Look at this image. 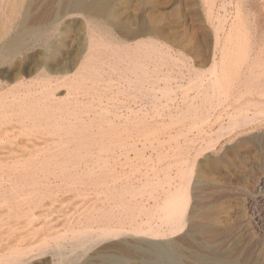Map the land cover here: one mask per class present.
<instances>
[{
	"label": "rangeland",
	"instance_id": "obj_1",
	"mask_svg": "<svg viewBox=\"0 0 264 264\" xmlns=\"http://www.w3.org/2000/svg\"><path fill=\"white\" fill-rule=\"evenodd\" d=\"M105 2L109 6L107 13L97 16L89 13L87 15L83 11L68 12L51 21L49 19L52 17L51 8L45 5L44 0H0V48L5 38L10 37L17 29L24 30L25 37H39L26 55L18 54L8 62L6 60L0 63V95H5L7 99L11 98V92L9 93L8 90L16 86V83L19 85L21 67L28 70L22 75L26 85L32 81L41 80L40 73L44 72L42 61L45 59V53L51 51L46 40L40 38L43 36L49 37L47 40L55 45V57L63 62H70L71 68L66 73L67 76L78 74L82 69L80 67L84 65L83 72L88 78L86 80L88 83L83 89L86 90L84 92L81 90L83 93L80 96V108L89 106L86 107L87 111L82 113V119L79 120L81 122L77 121L74 125L67 123L62 133L41 129L42 133L38 132L39 135L37 133L27 135L25 130L20 128L21 123H15L17 130L11 128L4 131V127L0 126V257H7L16 251H25L26 254L20 264H109L102 260L100 255L121 252L122 258L115 264H150L143 260L145 257L141 250L146 249L148 242L161 244L167 239L124 235L89 243L86 248L71 246L69 248L68 244H62V258L57 255L54 240L70 230L81 229L85 225L96 228L105 223L108 216L104 215L113 208L112 205L116 204V200L129 199L128 191L139 187L145 180L153 178L155 173L161 177V172L158 170L164 161L160 162L158 156L164 153L169 145L166 143L164 148L158 145V141L172 135L176 140H172L170 145H175V142L179 140L177 142L184 145L181 146V151L188 150L186 147L188 143L195 149L204 141L203 136L213 134L220 123L226 124L229 117L227 112L230 115L243 106L242 102L245 100L240 93L244 91L247 83L256 94H253L251 99H255L258 108H264V0H105ZM28 3H30L31 12L35 13L33 15L35 18L31 22L21 24V13ZM222 18H225L224 30L219 31L220 33L217 34L219 37H215V31ZM229 25H232L231 27L234 25L235 29L232 38L227 36ZM41 28L44 35L40 32ZM101 29L103 32L100 31ZM246 33L249 34H247L248 37ZM231 41L235 45H230ZM92 42L98 44V51L89 49V43ZM225 47L227 49L224 50ZM227 50L230 52L228 53ZM237 52L240 53L238 56ZM232 54L235 56L233 57ZM245 55L248 56L250 63L255 65L256 72L248 74L249 77L241 71L246 61ZM224 56L228 59L223 65L227 80L226 94L220 98H210L213 103L217 101V107L214 108V104L211 107V111L214 109L212 111L214 115L211 123L204 125L205 133L197 135L198 132L195 129L190 131L188 127L189 120L196 110L199 111V108L189 106L190 111L182 122L178 121L181 118L179 111L183 108V101L193 100L200 103L202 96L197 95L195 88L189 89L185 95L182 92L184 88L182 89L181 86L186 87L190 82L196 81L206 74L212 65L221 68ZM258 69L261 75L258 74ZM231 71L233 73L230 74ZM59 74L63 73H56V75ZM139 83L149 86L148 91H140L137 88ZM227 83H231V87ZM55 85L52 88L53 92L55 91L57 97H60L59 100H63L66 97V87L60 84ZM150 87L155 89L152 91L157 96L152 94ZM165 87L174 91L173 100H166L161 94V89H166ZM151 94L152 96L148 97ZM93 96L95 98L92 100ZM97 96L101 98V105L88 103L89 101L97 102L96 98H99ZM151 102L156 105L152 106ZM186 107L184 105V109ZM158 108L159 112H157ZM103 109L108 110L106 115L101 113ZM16 117L21 119L20 115ZM214 117L219 120L216 121ZM51 119L50 114L49 121L46 120L42 124L50 128L53 122L50 121ZM26 123L29 124V122ZM71 129L76 132H72ZM237 131L233 136H227V134L222 136L220 142L206 154V157L199 156L202 177L199 182V195H197L198 197L202 195L207 201L217 197L218 216H229L231 224L236 226L235 231L240 227L246 230L253 241H257L259 245L258 248H254V255H260L264 246V152L260 150L259 144L264 138V126L253 130L250 133V139H246L241 132ZM178 133L179 136L175 135ZM73 135L75 138L72 137ZM127 143L130 148L127 157L120 149L117 150L118 147L113 148L118 157L106 163L103 160L94 162L92 158L86 156L100 150H109L113 145ZM80 156H84V162L77 163L76 159ZM47 157H54L55 161L44 160ZM29 159L32 160L25 162ZM250 161H253L255 165ZM109 181L110 183L106 184ZM105 186L112 189L110 195L108 194L107 197L103 193L98 195L97 192L105 189ZM137 202L138 205L153 204V200L146 196L139 198ZM133 212L136 211L130 209L129 213ZM118 213L116 219L115 217L112 219V224L117 223ZM129 213L127 217L120 215L119 220L125 219L123 222L129 224L134 219L130 220ZM140 216H136L135 220H144V215ZM259 218H262V222ZM233 219H237L235 224ZM257 221L260 223H256ZM126 240L131 245L122 246L121 244ZM181 250L188 253L192 249L190 246L182 245ZM213 252L227 259L236 258V250L232 247L230 240L214 246ZM257 259L263 258L258 256ZM189 262L188 258L178 261L179 264H193V261ZM163 264L168 262L163 261Z\"/></svg>",
	"mask_w": 264,
	"mask_h": 264
},
{
	"label": "bare ground",
	"instance_id": "obj_2",
	"mask_svg": "<svg viewBox=\"0 0 264 264\" xmlns=\"http://www.w3.org/2000/svg\"><path fill=\"white\" fill-rule=\"evenodd\" d=\"M44 2H45L46 6L51 8L50 14L52 17L49 15L51 17V18H49L51 21L53 19H55L56 17L63 15V14H66L68 12L83 11V12H86V14L89 13V14L98 16L101 13H104V12L107 13L106 11L109 10V6H108L107 2H105V0H44ZM5 3H6V1H5ZM17 3H18V1H17ZM15 5H17V4L15 3ZM22 9H23V7H22ZM30 9H31L30 3H28V5L24 8L23 12L21 13V20H20L21 24L31 22L35 18V17H33V15L35 13L33 14V12H31ZM208 10H209V8H208ZM14 12H16V11H14ZM47 12H49V11H47ZM80 14H82V13H80ZM69 15H71V14H69ZM73 15H76V14H73ZM82 15L84 16V14H82ZM18 17H20V16H18ZM110 18H111V16H110ZM60 19H61V17H60ZM224 19L222 18V21H220L218 29L217 30L215 29L216 30L215 31L216 32L215 37L218 36L217 34L220 33L219 31L224 30V27H223V22L225 21ZM219 20H221V19L219 18ZM105 21L107 22V20H105ZM57 23H59V22L57 21ZM217 23L218 22H216V24ZM52 24L51 25L54 26V23H52ZM55 25H56V23H55ZM234 25H233V27H234ZM231 26L227 32V36L232 38V33H233V30H235V29ZM34 27H36V26H34ZM46 29H47V27H46ZM46 29H45V31H47ZM141 29H140V32H141ZM28 31H29V29H28ZM42 31L43 30L41 28L40 32L43 34L44 32H42ZM100 31H102V29ZM237 31H239V30H237ZM122 32H124V31H122ZM51 33H52V31H51ZM93 33L97 34L96 32H93ZM129 33H130V31H129ZM26 34H28V33H26ZM235 34H237V33H235ZM247 34L248 33H246V36H247ZM24 35H25L24 30L17 29L10 37L5 38V41L1 43L2 46L0 48V63L5 62L6 60L8 62L10 59H12L13 57H15L18 54H23V56L26 55V52L32 46H34L36 44L37 39L39 38L38 36L37 37H33V36L32 37H30V36L25 37ZM38 35H39V33H38ZM97 36H98V34H97ZM101 36H104V35L101 34ZM40 38L43 39L44 41L46 40V42L51 47V51L50 52L47 51L45 53V59L42 61L43 65H44V72H43V74H41L39 72L40 76H41V80L40 81L38 80V82L32 81V82L28 83V85H26V82L22 78V75L24 73H27L28 70L25 67H21L20 73H19V77H20L21 81H20L19 85H17V83H16V86L11 87L8 90L9 93L11 92V94H10V95H12L11 98L7 99L8 97H5V95H2V94L0 95V126L4 127V131H7L8 129H11V128H14L13 130H15V129L17 130V127H16L17 124L21 123L20 128L24 129L26 132L25 134H27V135H32L35 133L38 134V132H41V129H45V130L49 129V131H52V132H54L56 130L58 133L59 132L62 133L65 131V129H63V128L67 123L70 125H74V123H76L77 121L82 119V115H83L82 113L87 111L86 107H89V106H85L84 108H80V105H81L80 96L86 90V89L83 90L85 87V84L88 83V81H86L88 78L86 77L85 72H83L84 71L83 70L84 65H82L80 67L82 69H80L78 74L75 72L76 73L75 75L67 76L66 73L69 72V70L71 68L70 62H68V63L63 62L60 58L55 57V55H54L55 45L53 44V42H51V41L49 42L47 40L49 37H43L42 36ZM112 39H115V38L112 37ZM120 41H119V43H120ZM103 42H105V41H103ZM242 42H244L243 39H242ZM242 42H240V43L243 44ZM123 43H124V41H123ZM232 43H233V41H231L230 45ZM89 44H90V46H89L90 50H92V51H98L99 50V46L97 43L92 42ZM37 45H38V43H37ZM232 45H235V44H232ZM240 45H239V47H240ZM140 47H141V45H140ZM250 47H251V45H250ZM115 48H116V46H115ZM229 48H232V47H229ZM252 48H253V46H252ZM225 49H227V48L225 47L224 50ZM227 51H228V53L230 52L229 50H227ZM236 51H238V50L236 49ZM99 52H101V51H99ZM238 53L239 52H237V56H238ZM249 53H250V49H249ZM245 54H246V51H245ZM250 55H252V54H250ZM226 56H227V54H226ZM226 56H224V59L221 63V68H218V66L216 67V65H212L211 68L208 70V72L206 74L200 76L199 78L197 77L198 79L196 78L197 79L196 81L194 80V82H190L189 85H187L186 87L181 86L182 89L184 88V90L182 91L184 94L189 89L195 88V90L197 91L196 92L197 95L202 96V102H200V103H196L193 100L183 101L182 102L183 108H181L179 111L180 112L179 116H181V118L178 121L182 122V120L186 119V116H187L188 112L190 111L189 106H194L195 109L199 108V111L196 110V112L194 113V116L189 120V127L187 125V127L189 128L190 131L192 129H195V131L198 132L197 135L204 132V130H203L204 125H206V124L209 125V123H211V118L214 115V114L212 115V113H213L212 111L214 109H212V111H211V107H213L212 105L214 104V108H215V106L217 107V104H218L217 101H216V103H213L212 100H210V98L211 97L220 98L226 94L227 86L225 87V82L227 80L225 77V73H226L225 69H224L225 67L223 66L226 63V60H228L226 58ZM232 56H233V54H232ZM60 57H61V55H60ZM63 57H64V55H63ZM233 57H231V58H233ZM242 57H243V55H242ZM245 57H246V61H245V64L243 66V69H241V71L243 72V74L245 76L249 77L248 74H252L253 72H256L254 70L255 65L254 64L252 65V63H250L251 61L248 60L247 55H245ZM212 60H213V58H212ZM240 60H241V58H240ZM252 60H254V59H252ZM232 61H233V59H232ZM213 63H215V62L213 61ZM219 64H220V62H219ZM236 64L238 65L237 62H236ZM256 66H257V64H256ZM231 67H233V66H231ZM56 73L57 74L63 73V74L56 75ZM231 73H233V72L231 71L230 74ZM236 73H238V72H236ZM95 74H97V73H95ZM234 74H235V72H234ZM243 74H241V75H243ZM258 74H259V69H258ZM259 75H261V74H259ZM93 76L97 77L95 75H93ZM229 78H230V76H229ZM92 79H94V78H92ZM230 79H228V81ZM32 80H34V79H32ZM89 80H90V78H89ZM98 80H100V79H98ZM95 81H97V80H95ZM136 83H134V84H136ZM256 83L257 82H255V84ZM55 84H57V85L60 84V86L66 87V97L63 100H61V99L59 100L60 97L58 98L57 95L54 93L55 91L53 92L52 88H53V85H55ZM95 84H97V83H95ZM229 84L231 87V83H229ZM24 86L26 88H24V89L21 88ZM127 86H128L127 88L129 89V84ZM256 86H258V85L256 84ZM244 87H245V89L243 88L244 91L239 90V91H241L240 96L241 97L244 96L243 100H245V101L242 102L243 106L240 107L241 106L240 105L239 106L240 109L234 110L236 112L231 113L230 115L227 112V115L229 117H227L228 121L226 122V124L224 125V124L220 123L218 129L213 134L211 133V134L207 135L206 137L203 136L204 141L202 140L203 142L200 143L199 146H197L195 149L193 146H191V144L188 143L186 145V147H188V150H184V151L182 150L181 151L180 148L183 144L180 145V143L177 142L179 140H177L175 142V145H170L172 140H176L175 136H172V135L168 136L166 139L164 138L163 140L158 141V145L160 144L164 148H165L166 143H168V145H169V147L166 148V150L163 149V150H165L164 153H161L158 156L160 162L164 161V164H162V166L158 170L159 172H161V177H159L158 173H155L153 178L145 180V182H143V184L140 185L139 187L132 188L130 191H128V193L130 195L129 199L126 200L124 198H121V199H119V201L116 200L117 201L116 204L113 203L112 207L117 211L113 210V208H111V210L109 209L110 211H108L104 215V216H106V215L108 216L107 221L106 222L104 221L105 223L98 225L96 228H93V226L85 225L81 229L70 230L67 233H64L63 235L58 236V238L56 237V239L54 240V244L57 246L56 249H57V255L59 256V258L63 257V253H62L63 250L61 249L62 244H68L69 248H70V246L72 248H76V247L86 248V246L89 243L102 241V240L114 238L117 236H124V235L129 236L130 235L133 237L134 236H148V237L150 236L153 238L154 237H162L164 239H167V241L165 243H161V244H155L153 242H148L146 249L141 250L143 257H145V259H143V260L149 262L150 264H163V261H167L168 264H177L178 261L182 258L190 259V262L193 261V264H264V246L262 245L263 249H262V252L260 253V255H258V254L254 255V252H253L254 248L259 247L258 242L253 241V239L251 238V235L248 234L247 231L244 230L242 227H240V229L238 228V230L235 231L236 226L231 224V220H230L229 216H227V215H225V217H220L221 215L218 216V209L216 207V205L218 204L217 197L211 199L210 201H207L206 199H204L202 197V195L198 197V195H199L198 192L200 189L199 182L201 181V177H202V174L200 171V163L198 161L199 156L205 155V157H206V154H208L209 151H212L213 148L216 147V145L220 142V138L222 136H224L225 134H227V136H233L234 134H236V131L238 130L239 132H241V134H243L246 137V139H250L249 138L251 136L250 133H252L253 130H255L256 128H259V126H264V124H263L264 123L263 122V120H264V108H258L255 104V101H254L255 99L254 100L251 99L252 95L255 94V93H253L251 86L248 85V83H247V85H245ZM253 87H255V86H253ZM135 88H136V86H135ZM137 88L140 91H142V90L148 91L149 86H144V85H141L139 83V85H137ZM168 88L161 89L160 92H162L161 94L164 95L166 100L171 101L172 93L174 91L172 92V90H170L171 88L170 89H168ZM152 90H155V89L153 87H150V91L153 92L152 94L154 96H157V95H155L156 93ZM158 90L159 89H157V91ZM146 91H144V92H146ZM150 91H149V93H150ZM260 91H262V90H260ZM142 94H143V92H142ZM152 94L148 97H151ZM100 96H97V97H99V98H96L98 100L97 102L89 101L88 103L91 105H94V104L96 105V103H97V105H101L102 101H101ZM139 97H141V96H139ZM93 98H95V97L93 96L91 99L93 100ZM174 98H175V96H174ZM185 98H187V97H185ZM216 100H218V99H216ZM220 100H222V99H220ZM219 102H221V101H219ZM151 104H152V102H151ZM154 104H152V106ZM164 105L166 106V104H164ZM184 105L187 106L186 109H184ZM162 108H163V105H162ZM162 108H161V111L163 110ZM16 112H18V113H16ZM157 112H159V108L157 109ZM177 112H178V110H177ZM101 113H104L106 115V113H108V110L103 109L101 111ZM50 114L52 115V119L50 121H53V122L51 123V127L49 128V127L44 126L42 124V122H46V120H48V116H50ZM16 115H20L21 119H19V117H16ZM215 119H216V121L219 120V119L217 120V118H215ZM26 122H29V124H27ZM79 122H81V121H79ZM15 123H17V124H15ZM82 123H80V124H82ZM45 125H47V123ZM67 128H66V130H67ZM72 128H73V126H72ZM183 128H185V127H183ZM60 129H63V130H60ZM187 130H186V132H187ZM42 131H44V130H42ZM71 131L73 132L74 130L71 129ZM74 132H76V131H74ZM179 133L181 134V132H179ZM179 133L175 134V135L179 136ZM187 133H189V131ZM6 136H8V135H6ZM59 136H61V135H59ZM72 137L75 138V135H73ZM32 138H34V137H32ZM191 138L192 137H190V139ZM259 140H260V138H259ZM42 143H43V141H42ZM59 145H61V144H59ZM45 147H46V145H45ZM114 147H118L117 150L120 149L122 154H124L126 157L128 156L129 149H130L129 143L113 145L112 147L109 148V150H100L97 153L95 152V154L90 153V154H87L86 156H87V158H92L94 162L103 160L106 163L108 160H110V159L114 160L115 158L118 157L117 154L114 153V151H113ZM259 147H260V150L262 152H264V138H263L262 142L259 144ZM167 149H170V150H167ZM120 155H121V153H120ZM84 156H82V157L80 156L78 159H76V162L77 163L84 162ZM263 156H264V154H263ZM30 160H32V159H29L27 161L24 160V161L29 162ZM44 160L55 161L54 157H47ZM89 160H91V159H89ZM257 161H258V159H257ZM251 163H253V161ZM12 166H14V165H12ZM34 167H36V166H34ZM94 171H92V172H94ZM111 182H113V181H111ZM109 183H110V181L106 184H109ZM72 184H74V183H72ZM17 187H19V186H17ZM115 187H117V186H115ZM111 191H112V189L110 187H106L105 189H103V190L101 189V191L97 192V194L100 195L99 193H103L107 197L108 194L110 195ZM114 191H113V193H114ZM36 192H37V190H36ZM122 192H124V190ZM122 192H119V193H122ZM121 195H123V194H121ZM144 196H146L148 199L153 200V204L152 205L150 204L149 206L143 205V204L138 205L137 201L139 200V198L144 197ZM112 197H113V194H112ZM116 197H117V195H116ZM35 199H36V197H35ZM141 202H144V201H141ZM130 209H132L133 211H136V212L135 213L134 212L129 213ZM118 210H120V211H118ZM117 212H119L118 218H117L118 219L117 223L114 222L115 224L114 223L112 224L111 221L114 217L116 219ZM128 213L130 216V220L132 218H134V219H132V221L129 224L123 222L125 219L123 221L119 220L121 216L127 217ZM140 215H142V216L144 215L143 216L144 220L136 221L135 217L136 216L141 217ZM104 216L102 218H104ZM94 218H96V217H94ZM261 219L262 218H259V220H261ZM232 221L234 222L233 224H235L236 223L235 221H237V219H233ZM261 222H262V220H261ZM253 223H255V222H253ZM256 223H260V221H257ZM246 226H247V224H246ZM237 227H239V226H237ZM259 230H260V228H259ZM168 237H174V238L170 239ZM228 240L231 241L232 247L236 250V253H235L236 258L232 259V260L227 259V258L223 257L222 255H218L217 253L213 252L214 246H218L221 243H224ZM121 245L126 247V246H129L131 244H130V242L128 243L126 240ZM182 245H186L188 247L190 246L192 250L188 253L187 252L185 253L181 250ZM141 253H140V255H141ZM24 254H26L25 251H23V252L16 251L7 257H0V264H20L22 259L24 258L23 257ZM122 256H123V254H121V252H120V253L105 254V255L101 254L100 258L102 260H105L109 264H115L116 262H118L122 258ZM258 256H262L263 259L262 260L257 259ZM253 260H256V261H253Z\"/></svg>",
	"mask_w": 264,
	"mask_h": 264
}]
</instances>
